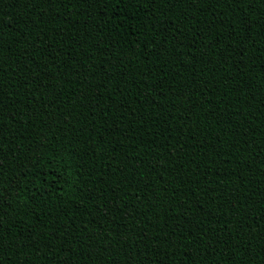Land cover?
I'll use <instances>...</instances> for the list:
<instances>
[{"label": "trees", "instance_id": "16d2710c", "mask_svg": "<svg viewBox=\"0 0 264 264\" xmlns=\"http://www.w3.org/2000/svg\"><path fill=\"white\" fill-rule=\"evenodd\" d=\"M0 264H264V0H0Z\"/></svg>", "mask_w": 264, "mask_h": 264}]
</instances>
